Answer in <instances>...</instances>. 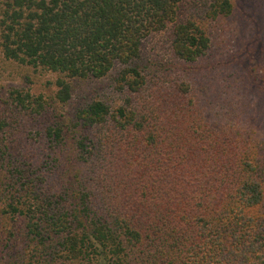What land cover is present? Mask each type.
<instances>
[{"label": "trees", "instance_id": "1", "mask_svg": "<svg viewBox=\"0 0 264 264\" xmlns=\"http://www.w3.org/2000/svg\"><path fill=\"white\" fill-rule=\"evenodd\" d=\"M183 1H2L1 54L55 74V103H70L71 81L114 70L112 88L124 96L119 105L91 99L51 116L44 139L58 167L47 170L46 185L42 174L19 185L1 178L0 187L14 189L5 213L22 221L9 233L5 264H264L262 88L231 69L225 79L242 85L232 102L225 98L230 107L206 111L207 88L191 67L205 62L211 40L195 22H177ZM213 1L211 19L235 9L233 0ZM170 24L183 76L143 101L150 81L135 61L143 41ZM210 63L201 79L216 69ZM12 94L23 110H49L43 97ZM22 172L15 170L19 181Z\"/></svg>", "mask_w": 264, "mask_h": 264}, {"label": "rangeland", "instance_id": "2", "mask_svg": "<svg viewBox=\"0 0 264 264\" xmlns=\"http://www.w3.org/2000/svg\"><path fill=\"white\" fill-rule=\"evenodd\" d=\"M2 1L0 0V5ZM233 2L235 9L232 14L217 19L207 16V10L214 3L213 0H184L179 5L177 22L185 20L195 22L208 33L211 40V51L204 59L205 62H202V66L191 67L196 71L192 72L196 84L207 88V91L203 92V105L211 115L216 108L227 110L230 105L225 98L228 97L232 102L230 97L235 91V86L242 85L239 81L225 79L226 73L231 69H234L239 77L248 73L251 79L261 86L260 93L264 97V0ZM172 29L173 24H170L164 31L152 34L142 43L140 58L135 61V65L150 81L145 89V95L141 96L143 101L149 98L151 88L168 86L175 77L183 76L171 49ZM230 59L234 64L227 68L226 60ZM210 62H213L216 69L207 73L208 80L201 79L202 74L199 70L206 68L205 63L206 66L208 64L212 66ZM116 71L98 81H71V101L67 105H61L53 100L55 74L6 60L0 52V180L6 176L13 184L19 185L28 174H31L32 179L42 174L45 180L42 185H46L47 170L51 169V166L58 167L53 159L52 149H49L50 142L47 138L44 139L46 122L53 120L51 116L54 118L71 114L73 110L91 99L102 100L112 106L122 104L124 96L112 88V79ZM13 91L22 96L29 95L31 99L38 97H43L44 101L47 99L50 103L48 112L39 115L23 110L16 105ZM246 98L240 88V101L246 103ZM210 101L216 105L211 110L213 104H207ZM249 105H252L251 101L247 103V106ZM262 115L264 116V112ZM257 134L258 139L264 142V128L262 130L259 127ZM19 168L25 171L22 172L20 181L15 173ZM47 181L52 182V175L47 177ZM13 192V186L0 187V264L9 261L11 255L9 250L14 242L9 233L17 230L18 222H22L5 213Z\"/></svg>", "mask_w": 264, "mask_h": 264}]
</instances>
